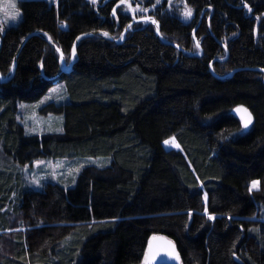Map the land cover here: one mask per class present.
<instances>
[{
    "label": "trees",
    "instance_id": "1",
    "mask_svg": "<svg viewBox=\"0 0 264 264\" xmlns=\"http://www.w3.org/2000/svg\"><path fill=\"white\" fill-rule=\"evenodd\" d=\"M186 3L190 22L150 15L160 36L121 0H18L0 24V264H142L156 235L181 264H264V0ZM58 82L40 113L63 132L28 133L19 103ZM69 156L109 163L23 186L17 165Z\"/></svg>",
    "mask_w": 264,
    "mask_h": 264
},
{
    "label": "rangeland",
    "instance_id": "2",
    "mask_svg": "<svg viewBox=\"0 0 264 264\" xmlns=\"http://www.w3.org/2000/svg\"><path fill=\"white\" fill-rule=\"evenodd\" d=\"M57 5L58 0H51ZM131 6L133 5L138 15L150 16L163 7V12L179 17L183 22H190L194 17V9L186 3V0H138L135 3L129 0ZM137 5L139 7L137 8ZM130 8L128 4L123 3V11L126 12ZM147 9V11H143ZM187 10H191V16H186ZM17 13H19L17 15ZM22 12L19 8L18 0H0V24L4 27L17 25L22 19ZM12 17H15L13 19ZM154 18H152L153 20ZM148 23L153 24L151 21ZM121 39V37H120ZM122 40V39H121ZM65 85L63 82L55 84L39 101L36 102H20L19 120L24 125L28 133L38 134L40 136L47 133H61L63 132V118L58 115H43L40 109L47 104V102L55 101L59 103L64 101ZM253 121H251L246 129H249ZM169 143L163 142L165 149H180V145L174 137ZM175 140V141H174ZM178 145V146H177ZM0 160L4 165H11V161L1 156ZM39 162V163H38ZM108 162L104 158L96 157H62V158H45L34 161L32 164L17 165L16 169L20 172L23 179V186L30 189L41 190L48 182L60 183L65 187H72L76 184L77 178L84 167L88 165L104 166ZM37 181H39L37 183ZM257 181V180H255ZM259 182V181H258ZM253 182L250 184L252 190H257L260 187H253ZM264 213V211H263ZM264 220V217H263ZM144 264V262L142 263Z\"/></svg>",
    "mask_w": 264,
    "mask_h": 264
},
{
    "label": "water",
    "instance_id": "3",
    "mask_svg": "<svg viewBox=\"0 0 264 264\" xmlns=\"http://www.w3.org/2000/svg\"><path fill=\"white\" fill-rule=\"evenodd\" d=\"M147 17H150L151 18V16H147ZM144 18H142L141 20L142 21H145ZM151 20H152V18H151ZM151 20H149V21H151ZM153 20H155V19H153ZM154 25L156 26V29H157L156 30L157 35L160 36L159 24H158V27H157V24H154ZM95 33H97V32H90V33L82 34V35L79 36V38L82 39L84 37L90 36V35L95 34ZM125 37H126V32L124 33L122 40ZM80 39H77L76 40V43H78L80 41ZM195 39H196V36H195ZM49 41H50V43H53V41L50 38H49ZM116 41L118 42L119 40H116ZM200 54L201 53H199L197 55H200ZM74 56H75V54H72V63L74 62ZM72 63L70 64V67H67V65L65 63V60L63 59V69L64 70L70 69L72 67ZM15 66H16V61H14V68H13L12 71L15 70ZM210 69L212 70V64H210ZM234 72H235V70L231 74H229V76L233 75ZM238 109H239V111H238ZM244 110H246V111H244ZM235 113L238 114V115H240L245 121L248 119V116L250 114L251 121H252V115H251V113L247 109H245V108H237L235 110ZM250 122H248L247 124H249ZM169 242H171L175 246V251H176V253H178L179 259L177 260L173 256H169L167 253L161 251L160 254L156 257V259L151 262V264H181L182 263L181 262V256H180V253H179V250H178V247H177L176 243L174 242L173 239H171L170 237H168L166 235H156V236L152 237L150 239L149 244H148V248H147L146 254L149 252L150 247L153 250L154 249H164V248H168L169 247ZM144 264H145V259H144Z\"/></svg>",
    "mask_w": 264,
    "mask_h": 264
},
{
    "label": "snow or ice",
    "instance_id": "4",
    "mask_svg": "<svg viewBox=\"0 0 264 264\" xmlns=\"http://www.w3.org/2000/svg\"><path fill=\"white\" fill-rule=\"evenodd\" d=\"M92 2L93 3H96V0H92ZM158 2H159V0H158ZM121 3H124V4H128V7L129 8H131L132 6H131V3L129 2V0H121ZM139 7V5H137V8ZM135 9H133V13L135 14ZM143 11H147V9H143ZM19 13H17V15H18ZM113 14H115V9H113ZM185 15L186 16H191V10H187L186 11V13H185ZM13 19H15V17H12ZM144 20H145V22H148L149 20H151V18L150 17H145L144 18ZM151 22L153 23V24H157V27H158V22L157 21H155V20H151ZM132 27V25L131 24H129L128 25V28H131ZM104 35L105 36H107L108 35V33H104ZM77 39H80L79 37H77ZM197 46H199V45H197ZM58 51H59V49H58ZM73 54H75V48H73ZM61 58L63 59V54H61ZM238 111H239V109H238ZM244 111H246V110H244ZM251 121V116H250V114H249V116H248V119L245 121V124L247 125V123L248 122H250ZM165 143H169V141H165ZM178 146V145H177ZM39 163V162H38ZM39 181H37V183H38ZM253 187H258L259 186V182L258 181H253V185H252ZM251 190V189H250ZM210 219L212 218V217H209ZM161 251H163V252H165V253H167L169 256H173L175 259H179V255H178V253H176V251H175V246L171 243V242H169V247L168 248H164V249H151V247H150V250H149V252L146 254V256H145V264H151V262L153 261V260H155L156 259V257L160 254V252Z\"/></svg>",
    "mask_w": 264,
    "mask_h": 264
},
{
    "label": "bare ground",
    "instance_id": "5",
    "mask_svg": "<svg viewBox=\"0 0 264 264\" xmlns=\"http://www.w3.org/2000/svg\"><path fill=\"white\" fill-rule=\"evenodd\" d=\"M167 141H172V139L169 138V139H167ZM174 141H175V140H174Z\"/></svg>",
    "mask_w": 264,
    "mask_h": 264
}]
</instances>
